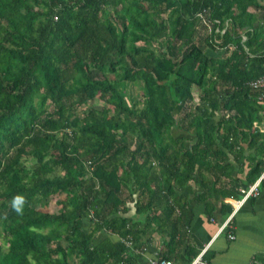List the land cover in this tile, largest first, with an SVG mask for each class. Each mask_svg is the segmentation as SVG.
Masks as SVG:
<instances>
[{
    "label": "trees",
    "instance_id": "1",
    "mask_svg": "<svg viewBox=\"0 0 264 264\" xmlns=\"http://www.w3.org/2000/svg\"><path fill=\"white\" fill-rule=\"evenodd\" d=\"M263 75L264 0H0V264H134L143 227L178 259L186 193L264 191Z\"/></svg>",
    "mask_w": 264,
    "mask_h": 264
},
{
    "label": "crops",
    "instance_id": "2",
    "mask_svg": "<svg viewBox=\"0 0 264 264\" xmlns=\"http://www.w3.org/2000/svg\"><path fill=\"white\" fill-rule=\"evenodd\" d=\"M236 178L244 181L245 175L235 173ZM195 193L200 192L198 186L193 187ZM185 194V192H182ZM186 217L189 232H186V243L182 247L178 259L172 261L173 264H191L187 247L198 251L212 253L211 264H264V191H260L253 199H249L239 206L237 200H226L234 207L232 214L235 213L233 221L230 223V230H224L220 233L221 226L224 225L227 218L222 213V201H216V210L214 218L210 219L207 215L206 205L196 200L195 194L186 193ZM127 217L135 222L144 221L145 217L137 213L134 203L128 204ZM140 229L143 226H139ZM144 232L141 236L139 248L134 251V264H151L152 260L161 259L160 252L165 245L166 239L158 230L154 228L143 227ZM230 231V232H229ZM233 234L235 240H231L229 235ZM111 238L114 241L123 240L118 235L101 233L98 236V243ZM131 239V238H130ZM127 242V240H124ZM133 242V241H132ZM128 247H133L128 246ZM196 259V258H195Z\"/></svg>",
    "mask_w": 264,
    "mask_h": 264
},
{
    "label": "built area",
    "instance_id": "3",
    "mask_svg": "<svg viewBox=\"0 0 264 264\" xmlns=\"http://www.w3.org/2000/svg\"><path fill=\"white\" fill-rule=\"evenodd\" d=\"M201 17H202L203 23L208 27V30L211 33L214 28V23L210 19H206L204 15H201ZM251 87L256 91L261 92V97L259 99L264 100V75L258 78L257 80L253 81L251 83ZM255 126L261 132H264V122L263 123L256 122ZM261 180L262 179H260L254 185H252L251 188L247 192L243 191L245 195H244V198L238 202L239 206L244 204V202H246L250 197L259 194V183ZM234 215L235 213L232 214L230 218L228 219V221L224 225L221 226L220 232H223L224 230H228V228L230 227L229 224L232 222ZM229 238L231 240H235V236L233 234H230ZM126 244L127 246H132L133 245L132 239L127 240ZM205 252L206 251H203L191 264H209L204 260ZM151 264H173V262L170 260H166V259H155V260H152ZM251 264H257V263H251Z\"/></svg>",
    "mask_w": 264,
    "mask_h": 264
},
{
    "label": "rangeland",
    "instance_id": "4",
    "mask_svg": "<svg viewBox=\"0 0 264 264\" xmlns=\"http://www.w3.org/2000/svg\"><path fill=\"white\" fill-rule=\"evenodd\" d=\"M199 28H201V26L199 27ZM200 34H198V35H206L207 34V32L206 31H204L202 28L198 31ZM219 56H222V54H219ZM135 91L136 92H138V93H141V92H139V90H137L136 88H135ZM137 93V94H138ZM91 105H94L96 108H98V109H102L104 106H105V103L104 102H102V101H100V100H94V101H92L91 103H90ZM180 133V132H179ZM181 134H183V135H187V134H184V133H181ZM189 136V135H188ZM190 137V136H189ZM41 207L42 208H44V209H46V210H48V211H50V212H53V213H55V212H58V210H59V207H58V205H57V202L56 201H52L49 205H47V206H44V205H41Z\"/></svg>",
    "mask_w": 264,
    "mask_h": 264
},
{
    "label": "clouds",
    "instance_id": "5",
    "mask_svg": "<svg viewBox=\"0 0 264 264\" xmlns=\"http://www.w3.org/2000/svg\"><path fill=\"white\" fill-rule=\"evenodd\" d=\"M23 201V197L22 196H17L15 197L14 201H13V206L15 207V210L17 212H20L22 211L21 207H20V204L21 202Z\"/></svg>",
    "mask_w": 264,
    "mask_h": 264
},
{
    "label": "bare ground",
    "instance_id": "6",
    "mask_svg": "<svg viewBox=\"0 0 264 264\" xmlns=\"http://www.w3.org/2000/svg\"><path fill=\"white\" fill-rule=\"evenodd\" d=\"M220 233H222V232H220ZM230 236V235H229Z\"/></svg>",
    "mask_w": 264,
    "mask_h": 264
}]
</instances>
